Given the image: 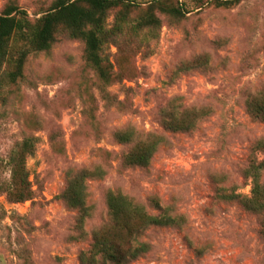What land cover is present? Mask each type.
<instances>
[{
    "label": "rangeland",
    "instance_id": "rangeland-1",
    "mask_svg": "<svg viewBox=\"0 0 264 264\" xmlns=\"http://www.w3.org/2000/svg\"><path fill=\"white\" fill-rule=\"evenodd\" d=\"M132 1L145 8L151 0ZM212 1L178 0L188 12L180 19L156 14L161 26L149 49H127L133 56L112 84L86 66L82 43L63 38L28 56L14 82L10 64L0 70V264H116L92 260L95 233L112 222L109 191L178 217L172 227L145 232L149 252L122 264H264L261 217L220 196L249 195L243 171L264 138V123L245 110L248 97L264 91V0L227 8ZM51 2L0 0V13L15 5L33 21ZM118 56L116 44L104 45L103 57L120 73ZM131 68L135 79H124ZM167 105L208 114L188 132H170L159 123ZM131 128L138 137L119 143L115 134ZM148 134L163 138L149 165L127 166L123 158ZM26 141L33 195L16 202L5 187ZM79 170L91 173L84 217L61 199Z\"/></svg>",
    "mask_w": 264,
    "mask_h": 264
},
{
    "label": "trees",
    "instance_id": "trees-1",
    "mask_svg": "<svg viewBox=\"0 0 264 264\" xmlns=\"http://www.w3.org/2000/svg\"><path fill=\"white\" fill-rule=\"evenodd\" d=\"M212 2L216 8H227L236 5L238 0ZM187 13L178 0H151L145 8L132 0H52L40 17L31 21L26 12L15 5H8L0 13V70L10 64L12 71L8 78L14 82L22 77L28 56L49 52L63 38L82 43L86 66L102 84H112L123 79L121 68L126 67L133 56L127 49L133 53L134 50L149 49L148 39H154L161 26L156 14L180 19ZM111 15L114 21L110 27L107 21ZM118 39L126 48L122 52ZM109 42L118 46L116 63L120 73L114 72L112 65L103 57V47ZM135 72L131 68L124 79H135ZM245 110L250 117L264 123V91L250 95ZM206 114L208 109L167 105L160 111L159 123L166 131L184 133L192 130ZM137 137L132 128L115 134L118 142L124 145L133 143ZM162 140L161 136L146 135L134 144L123 158L124 163L131 167H147ZM31 146V142L26 141L11 159L12 181L5 190L16 202L32 199L33 192L25 168V159L32 154ZM254 151L253 161L243 171V177L249 181V195L227 191L220 196L225 201L237 202L246 212L260 216V235L264 239V138L255 142ZM89 176L91 173L87 170H79L61 195L62 201L82 212L83 217L87 214L84 179ZM107 207L112 222L93 237V261L96 255L116 264L142 257L150 250V244L142 239L144 233L153 228L172 227L178 218L168 210H162L156 202L154 210L158 214L155 215L128 196L111 191L107 195Z\"/></svg>",
    "mask_w": 264,
    "mask_h": 264
}]
</instances>
